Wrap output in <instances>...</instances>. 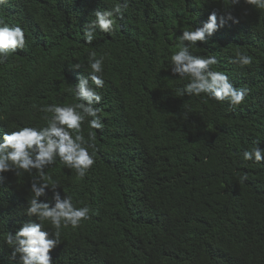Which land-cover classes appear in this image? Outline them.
<instances>
[{
	"label": "trees",
	"instance_id": "16d2710c",
	"mask_svg": "<svg viewBox=\"0 0 264 264\" xmlns=\"http://www.w3.org/2000/svg\"><path fill=\"white\" fill-rule=\"evenodd\" d=\"M0 264H264V0H0Z\"/></svg>",
	"mask_w": 264,
	"mask_h": 264
}]
</instances>
